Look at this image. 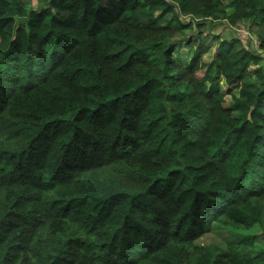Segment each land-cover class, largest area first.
Instances as JSON below:
<instances>
[{
	"label": "trees",
	"instance_id": "trees-1",
	"mask_svg": "<svg viewBox=\"0 0 264 264\" xmlns=\"http://www.w3.org/2000/svg\"><path fill=\"white\" fill-rule=\"evenodd\" d=\"M263 47L264 0H0V264H264Z\"/></svg>",
	"mask_w": 264,
	"mask_h": 264
},
{
	"label": "rangeland",
	"instance_id": "rangeland-1",
	"mask_svg": "<svg viewBox=\"0 0 264 264\" xmlns=\"http://www.w3.org/2000/svg\"><path fill=\"white\" fill-rule=\"evenodd\" d=\"M227 9H228V11H232L233 10L232 7H229ZM211 24H212V26H211L210 30L212 32H214L217 36H220V37L228 36L229 37L231 35H236V36H238L241 39L243 45L247 44L246 46L252 45V47H254V48L257 47L255 45V41H257V43H258V40H257L255 34L251 30L248 29V25H246L245 23L240 22L237 25L230 26L224 20V21H221V22L215 21V22H212ZM212 53H213V49H210L209 51H207L203 55V60L205 62L210 61ZM221 85H222V87H225L224 83H222ZM233 91L236 92V89L234 88ZM217 226L218 225L215 224L214 228L216 229ZM252 230L256 231L257 233H259L260 230L258 228V224L253 226ZM223 235H225V234L221 230H218V231L217 230H212V231H209L208 233H206L204 236H202L197 241L199 243L214 242V243H217V244H220V245H224L225 244V237ZM260 245H261L260 241L257 240L255 242V246L259 247Z\"/></svg>",
	"mask_w": 264,
	"mask_h": 264
},
{
	"label": "built area",
	"instance_id": "built-area-1",
	"mask_svg": "<svg viewBox=\"0 0 264 264\" xmlns=\"http://www.w3.org/2000/svg\"><path fill=\"white\" fill-rule=\"evenodd\" d=\"M259 43H257V41H255V45L257 46ZM262 51L264 52V47L262 48Z\"/></svg>",
	"mask_w": 264,
	"mask_h": 264
}]
</instances>
